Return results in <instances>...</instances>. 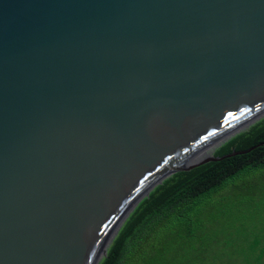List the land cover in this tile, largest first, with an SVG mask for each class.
<instances>
[{
	"label": "water",
	"instance_id": "water-1",
	"mask_svg": "<svg viewBox=\"0 0 264 264\" xmlns=\"http://www.w3.org/2000/svg\"><path fill=\"white\" fill-rule=\"evenodd\" d=\"M263 117L264 0H0V264H99Z\"/></svg>",
	"mask_w": 264,
	"mask_h": 264
},
{
	"label": "trees",
	"instance_id": "trees-1",
	"mask_svg": "<svg viewBox=\"0 0 264 264\" xmlns=\"http://www.w3.org/2000/svg\"><path fill=\"white\" fill-rule=\"evenodd\" d=\"M254 148L176 172L157 184L129 214L99 264H177L171 242L187 233L206 235L213 248L199 254L204 264H264V222L242 233L227 234L198 221L202 208L223 202L228 189L264 182V117L221 143L214 156ZM189 215L190 218L188 217ZM223 236H227V241ZM191 264H200L194 259Z\"/></svg>",
	"mask_w": 264,
	"mask_h": 264
},
{
	"label": "rangeland",
	"instance_id": "rangeland-1",
	"mask_svg": "<svg viewBox=\"0 0 264 264\" xmlns=\"http://www.w3.org/2000/svg\"><path fill=\"white\" fill-rule=\"evenodd\" d=\"M260 177L236 189H228L229 193L223 195L222 203L217 201L215 204L202 208L198 216L199 223L206 227L221 224L220 228L215 229L233 235L236 232L241 235L249 230L252 224L261 228L264 222V182L260 180ZM183 235L162 243L171 242L177 264H191L194 259L204 264L199 254L212 249L214 239L206 235H196L190 239L187 233ZM223 237L226 241L228 240L227 236ZM161 263L165 264L163 260Z\"/></svg>",
	"mask_w": 264,
	"mask_h": 264
}]
</instances>
